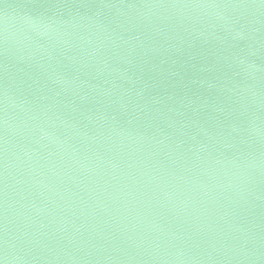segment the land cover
I'll return each mask as SVG.
<instances>
[{
    "label": "water",
    "instance_id": "1",
    "mask_svg": "<svg viewBox=\"0 0 264 264\" xmlns=\"http://www.w3.org/2000/svg\"><path fill=\"white\" fill-rule=\"evenodd\" d=\"M0 264H264V0H0Z\"/></svg>",
    "mask_w": 264,
    "mask_h": 264
}]
</instances>
